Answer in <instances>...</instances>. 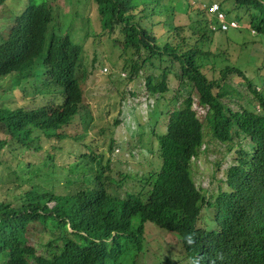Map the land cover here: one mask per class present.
<instances>
[{
  "label": "trees",
  "instance_id": "trees-1",
  "mask_svg": "<svg viewBox=\"0 0 264 264\" xmlns=\"http://www.w3.org/2000/svg\"><path fill=\"white\" fill-rule=\"evenodd\" d=\"M89 1L91 7L88 14L92 13V17L95 16L96 28H100L102 34L106 32L110 37L115 31L120 34L113 43L119 44L121 54L116 65L120 67L119 72L125 73L129 78L126 84L144 80L149 92L158 94L157 100H163L169 94V77L178 70L182 71L184 82L181 86L185 90L179 88L167 105L170 108L183 99L180 112L176 113L169 123V128L172 127L175 133L171 138L177 144L173 152L175 158L167 161L164 168L167 176L159 175L156 181L159 202L143 204L139 197L133 195H129L125 202L110 198L104 203L103 210L99 209L98 213L93 207L82 203L84 211L80 219L75 212L76 201L73 197L60 198L58 194L37 188L28 181H19L17 185L20 193L6 196V200L0 202V264H99V255H107L106 259L112 264H132L135 256L143 250L144 243V240H141V231L131 227L130 216L133 214L166 229H169L167 225H175L190 235L195 231L200 240L197 245L188 247L191 264H246L241 261L246 256V250L241 246L245 225L231 222L226 217V212L246 200L257 201L263 194L264 170L261 167L263 162L254 164L246 170L239 167L225 171L227 178V181L223 182L225 186L219 188V194L210 195L216 197L215 202H208L210 207L215 208L216 218L213 225L202 229L197 228V214L205 198L195 192L189 184L181 183L184 189L182 191V188L174 186L175 181L169 182L174 174L181 170L180 158H186L198 142L195 136L203 135V125L197 120V114L192 109L195 91L200 95L201 104H210L213 99L218 101L220 97H231V83L249 80L245 77L242 67L235 64L237 58L235 62L230 58L229 51L233 53L234 49L240 51L238 43L222 51H204L202 49L204 43L197 39L193 40L201 37V32H204L202 26L204 9L200 6L198 8L190 6L187 0L171 1L170 6L168 5L169 16L166 19L159 18L157 21L151 20L150 14L146 15V6H150L154 14L160 13L159 4H162V0H122L124 2L121 6L117 5L116 0ZM234 1L237 8L245 9L250 15L251 27L263 37L264 0ZM44 3H39L38 16L27 14L22 16L21 21L16 22L12 30L11 27L8 29L11 32L7 33V37L0 38V78L15 73L14 82L18 85L22 82L20 74L32 77L35 75L30 59L15 57V45L25 50L29 48L36 57L48 56L49 65L52 66L50 71L52 83L61 82L68 70L74 71L77 64L81 63L82 48L71 35L72 25L69 23V36H66L65 32L56 33L54 28L50 32L48 26L53 18L62 21L65 13L58 16L55 14L52 18ZM69 19L73 23L74 16ZM148 19L153 21L152 33L143 24V21ZM160 27L168 28V32L163 34L164 37H161L158 30ZM45 34H50L49 38L48 36L45 38ZM170 35L178 38L174 44L169 39ZM253 50L257 57L259 54L264 57V52L257 48ZM237 53L239 52L235 54ZM211 54L217 57L213 61H205ZM171 57L174 61L168 60ZM221 57H224L223 62L226 65L217 69L219 64L216 59ZM249 60L257 65V58L251 55ZM204 68L214 73L220 70L218 79H206L202 71ZM148 70L152 73L145 77ZM156 71H160L159 74ZM253 75L258 81L264 82V73L261 77L257 73ZM51 82L48 80L43 82V88L38 96L42 100L47 98L48 102L38 108L36 107L41 99H27L21 94L22 88L0 94V101L9 99L17 101V106H11L10 102L5 105L7 107L0 105V123L6 125L3 133H0V160L4 156H13V150L9 148H13L11 143L16 139L26 147L35 149L37 139L42 133L50 140H60L64 137L58 131L67 126L68 121L69 131L74 128L72 121L79 113V105L77 102L68 101L62 110L58 107H49V103L54 102ZM217 90L219 93L215 96ZM253 92L255 93V90ZM263 102L264 100L261 102L262 105ZM249 113L235 114L231 121L220 109L216 118L209 119L207 125L219 135L223 143L234 142L235 138L244 135L252 137L260 133L261 128L264 130V118L256 116L254 112ZM160 118L163 119L162 114ZM236 126L239 128H234ZM181 131H184L183 136ZM36 133L37 139L33 142ZM254 141L258 142L256 139ZM259 141L261 145L264 144V133L259 135ZM86 146L91 151L92 148ZM71 155L73 153L69 151V156ZM19 166L24 167L21 162ZM260 178L262 182L259 181ZM49 187H53V181ZM51 200L56 202L55 207L50 206ZM222 212L225 214H221ZM49 218L53 219L54 227L46 226V220ZM69 225L72 232L68 230ZM40 233V236L48 238L46 246L37 239ZM28 235L35 241L31 246L22 239L24 237L27 240ZM39 248L44 249L42 254L37 252Z\"/></svg>",
  "mask_w": 264,
  "mask_h": 264
},
{
  "label": "clouds",
  "instance_id": "clouds-1",
  "mask_svg": "<svg viewBox=\"0 0 264 264\" xmlns=\"http://www.w3.org/2000/svg\"><path fill=\"white\" fill-rule=\"evenodd\" d=\"M45 1L46 2L44 3V0H22L21 8L15 11L13 10L7 11L2 18V21L3 20L6 21L2 22L3 29H0V38H6L7 33L9 34L11 32L8 29L11 27L12 30L16 22L21 21L22 16L26 14L38 16L39 3L45 4L46 10L50 11L51 16L53 18V16H55L56 13L50 8L48 4V0ZM171 1L174 0H162V4H159L160 13L157 14H154L150 6H146L147 8V11L145 12L146 15L149 16L150 14L151 15L150 17H153L155 15H160L161 13H166L169 16L168 5L170 6ZM180 1L181 0H178V2ZM11 2L12 0H0V5L3 6L5 9H7V6L11 4ZM122 2L124 1L116 0L118 6H121ZM187 2L192 7L198 8V6H200L202 9H204V15L202 18L203 19L202 26L204 32H201L203 36L201 35V37H197L193 39V40L197 39V41H202V43H204L202 45V49L204 51L214 52L216 50H220V51L226 50L227 48H229L230 46H232L237 42L236 40L232 39L229 36V34L231 32L241 33L243 31L241 30L242 19L239 17L232 16L230 14L231 10L229 9L225 10L223 8V5L220 3L221 0L220 2L216 0H187ZM237 9L239 10L240 8ZM66 13H69V11L65 12V14ZM55 21H59V20L53 18L52 22L48 26L49 27L52 26L53 29V24ZM69 23L73 27V31L71 33L76 32V30H74L73 23H71L70 19H69ZM52 29L50 27V32ZM95 30H98L97 33L98 35H96L95 33L96 37L102 34L100 28H97ZM103 34L107 35L110 39L112 38L106 32ZM47 36L49 38L50 34H45V38ZM74 36L75 34L73 35V37ZM227 39H229L228 42L224 41ZM76 43L82 48L81 63L77 64V67L75 68L74 71L68 70V72H66V74L63 75L61 82H54V83L51 82L50 71L52 69V66L49 65L50 60H48V56L44 57L40 55L36 57L33 54L32 50H30L29 48L25 50L18 45L14 46L15 57L22 59H30V63H33L35 75L34 77H32L29 75L22 76L20 74V77L22 78L21 80L22 82L19 83L18 85L15 84L14 82L16 78L15 73L0 78V81L4 79L10 81L6 83L4 87L0 85V87L3 88V92L1 94H7L6 92L10 90L18 91L21 88L23 90V86L25 85L23 83L25 81H28L29 83L31 82L34 83L35 92L33 94H26L24 93V91H22L24 96L27 99H31V98L34 100L41 99L38 95L43 87L38 88L37 83L39 80L46 78L43 82L48 80L53 84L52 86H50V88L52 94L54 95L53 97L54 102L49 103V107H54V108L58 107L59 110H62V107L66 102L73 101L78 103L79 113L72 121V124L74 125L73 129L69 131V121H68L67 122L68 125L58 131L59 134L63 135L64 137L63 139L50 140L43 133L37 139L38 133H36L33 137V142L36 141L37 139L35 149H30L26 147L16 139L14 141L15 142L14 145L23 147L25 151L24 153H32V155L25 156L24 153L18 154L16 152V156H13V158L17 159L16 168L14 170L12 169V167H8V168L11 169L12 172L16 175L18 182L28 181L34 186H37V188L43 189L48 192H52L53 194H58L57 196L60 198L73 197L76 201L75 212L78 215V219H80L81 215L83 214L84 211L83 204L93 207L95 211L98 213L99 209L103 210L104 203L110 198H115L118 199V201L125 202L128 200L129 195H133L135 197H139L143 204L145 203L153 204L154 202L155 203L159 202V200H157L156 181L160 177L159 175H165L164 168L167 164V161L175 158L173 157V152L177 145L176 141L171 138L172 134L175 133L172 127L169 128V123L172 121L171 119H173V116L176 115V113L180 112L181 110L180 106L182 104L183 99L175 103L170 108L167 105H168V101L171 100L172 97H174V93L179 88L180 89L183 88L181 86V83L184 82V79L182 77V71L178 73V80H179L178 85L176 84L175 80H168L169 94H167L163 100H157L159 95L152 94L149 92L144 80H141L140 82L135 81L126 84L127 81H129V78L126 76V74L123 72H119L120 70H117L116 72V79H115L117 81L116 85L118 86V90L122 99L126 97L125 90L128 85H132V87L128 90L127 97L131 96L136 91L138 92H141L142 90L147 91L146 95L142 94L140 99L136 100L135 103L134 102L131 103L132 107L129 114L130 120L132 121L133 124L136 125V129L134 132L136 133L146 132L147 136L151 138L150 147L147 151L148 152L146 159L147 162L141 164L142 173L141 175H134L129 172H124L120 170L118 165H116L112 161L110 156H108L106 162L102 164L101 161L104 158V155L102 152L98 151L99 148L98 143L93 141L88 142L86 140L87 136L89 135V128L87 127V124L89 120L90 123H92V119H93L91 113L85 109L86 107L89 106L85 105L87 103V100L84 99L85 86L89 82L90 75L85 66L86 60H84V54H85L84 46L83 44L81 45L78 41H76ZM113 44L116 45V43ZM117 45L119 46V44ZM215 57H217L215 56V54H211L208 58L206 57L205 61L208 62L213 61ZM100 58H101L100 56L99 58H96L98 63L100 62ZM168 60L174 61L172 57L168 58ZM224 60L225 59L223 57V61ZM103 64L104 62L102 61L100 65ZM106 71L107 68L104 69V72ZM202 71L204 73V76L208 80H212V79L215 80L218 79L219 77V74H217V72L216 73L210 72L211 70L208 71L205 68L202 69ZM110 77L112 78L113 76L111 75ZM252 78H254L255 82L257 83H252L250 79L247 80L246 83L249 85V88L251 89L252 92L255 90V93L254 92L253 93L259 97L258 100L254 102L248 100L246 97L238 93L237 90L233 87V83L230 84L231 85L230 91L232 92L231 97H220L218 98V101L213 99L210 104H204V105L201 104L199 99L200 95L197 91H195V94L193 96L194 101H193L192 109L197 114V120L200 122V124L203 125V135H201V137L195 136L198 138V142L194 145L192 152H190L186 158H180L179 165L182 166L181 170L178 173L174 174V176L172 177L171 180H169V182L171 183V181H175L176 184L174 186L180 188H182L181 183L189 184L192 186V189L195 192H198L205 198V201L201 205L200 211L197 214L198 215L197 228L202 229L208 227L210 224L213 225L214 220L216 218V210L214 207H210L208 205V202L211 203L215 202L216 197L213 198L210 195L212 193H218L219 188L225 186L223 182L227 181V178L225 177V171L227 169L240 167L246 170L254 164L263 162L261 167L264 170V144L261 145V142L259 141V135L264 133L263 128L260 129L259 131L260 133L256 135H252V137L244 135L241 138L238 139L235 138L234 139L235 141L233 140L234 142L229 141L227 143H223L221 142L222 140L219 139V135H217V133L211 130L207 125L209 119L214 120L216 118V114L220 109L229 119H231V121H233V116L235 114H242V113L250 114L249 112H254L256 116L264 118V102L263 105L261 103L264 100V82L258 80L256 81V77H252ZM142 82L145 83V86L141 85ZM173 83H175L176 85H173ZM234 83L238 85L243 84L242 81H238ZM112 84L115 85V82H112ZM218 93L219 90H217L214 93V95L217 96ZM170 94H172L171 98H169ZM236 97L239 100H245L250 108L243 106H239L238 109L232 108L231 105L236 104L234 100ZM195 99L198 100V107L204 113L203 121L200 120L198 112L194 110ZM15 102H16L15 105L17 106V101ZM47 102H48L47 98L43 100L41 99L40 104L36 108L45 105V103ZM134 110L135 112L141 113L140 117L134 116L133 113ZM161 114L163 115V119L160 118ZM116 123L117 125L120 124V122H116ZM1 125L2 123H0V129H1L0 133H3L2 130L5 128L6 125L3 124L4 128H2ZM234 128H239V127L236 126ZM129 133L123 132L121 134L124 135L125 140H119L118 138L113 137L115 133H111L113 134V136L110 138L109 150H111L113 146H116L120 142H127L126 138L130 137ZM181 134L183 136L184 131H181ZM101 135L103 134L101 133ZM197 135H199V133ZM1 136L4 137L5 135L1 134ZM254 139H256L258 142L254 141ZM65 140H69L70 143L69 147L67 148H63L60 146V143L64 142ZM73 142H77V144H74ZM207 142L216 144L218 146H223V145L227 146L223 158L216 159L215 161L217 168L213 173L212 182H217L218 185L216 189L200 188L197 186L196 182L194 181V177H196V172H197V169H193L195 166V161L200 156H204L205 154L208 153L207 150H204ZM155 143L156 145H153ZM80 144L84 146L86 151L84 153L78 154L76 147ZM86 145H89L92 148L91 151ZM69 151L72 152L73 155L69 156ZM12 152L14 153V151ZM41 152L43 153L40 154ZM227 154H229V156H233L232 163L227 169L221 172L219 166L226 159ZM10 158L11 157H9L6 160H10ZM34 159L39 160V162H45L44 165L46 167H49L51 164V166L55 169V171L57 170L62 171L67 166L69 167L74 166L75 168L81 169L84 172L85 176L82 178L83 173L76 174L77 173L76 171L72 172L73 175H69L70 174L69 172H71L72 169L68 167V174L63 175L60 178V181L61 180L65 181V185L63 187V190L59 192V190L55 188L54 184H61V182L44 179L41 180L43 182V184L41 185L37 182L36 178L33 177L32 161ZM58 161L60 162V164L57 163ZM20 162L23 164L24 167L19 166ZM6 163L7 162L5 160L4 161L0 160V166L5 165ZM220 172L223 177L222 179L218 178V174ZM91 173H93V178L87 181L86 179L90 176ZM129 180L133 181V183L131 184ZM52 181H53V187H49ZM259 181L262 182V179L260 178ZM262 184H264V181L262 182ZM226 189L227 187L225 188V190ZM182 191H184L183 188ZM6 196H14V195L8 193L2 195V197H0V202L6 200L5 199ZM51 201L52 202L50 203V206L55 207L56 202L53 200ZM228 213L229 215H227ZM221 214H225V212H222ZM139 216L140 215H134V214L130 216L131 227L137 231H141V240H144L143 250L139 252L138 256H135L134 260L132 261V264H139L140 260H138V258L141 256L142 253L145 254L147 252L146 227L148 225L150 227L151 226L154 227L153 229H155L158 234L164 233V234L174 235L182 246L187 264H191L190 261L191 258L189 257L188 254V247L197 245L200 240L197 234L195 233V231L192 233V235H190L184 229L178 228L175 225L172 226L167 225L169 229H166L159 226L157 223L153 221L142 220L139 218ZM226 217L235 224L245 225V231L242 233L241 246L244 250H246V256L241 260L242 263L245 262L246 264H264V192L257 201L246 200L243 203L234 206L228 212H226ZM49 219H47L46 222H48ZM148 223H153L156 227ZM68 230L69 232H72V227L70 225L68 226ZM163 249L165 252L170 253V249H167L166 247H164ZM99 256H100L99 264H112L110 261L106 259L107 255L105 256L99 255Z\"/></svg>",
  "mask_w": 264,
  "mask_h": 264
},
{
  "label": "rangeland",
  "instance_id": "rangeland-1",
  "mask_svg": "<svg viewBox=\"0 0 264 264\" xmlns=\"http://www.w3.org/2000/svg\"><path fill=\"white\" fill-rule=\"evenodd\" d=\"M219 1L220 0H216ZM234 0H221V4L223 5V8L229 9L230 14L234 17H239L242 19L241 23V30L240 32H231L229 36L236 40L238 42V45L240 47V51L238 49H234V52H239L237 54L233 53L232 51H229L230 58L235 62V58H237L235 64H239L244 73L245 76L251 80L252 83L255 82V79L253 74L257 73L259 77L262 76L264 73V57L262 54H259L258 57L256 53L254 52V48H257L259 51L264 52V36L261 37L257 30L252 28L250 25V15L246 13L245 9H237L236 4ZM48 4L50 8L55 11L56 15L64 14L63 20L61 21H55L53 24V30L58 32H65L66 36H69V17L74 16L73 26L74 30L76 32L71 33V35H74V38L76 41H78L81 45L83 44L85 54H84V60H86V68L89 72V82L85 86V94L84 99L87 100V103L85 105L89 106L85 109L91 113L93 116L92 123H90V120L87 124V127L89 128V135L87 136L86 140L93 141L98 143V151L102 152L104 155V158L102 159V164L106 162V159L108 156L112 159V161L118 165L119 169L124 172H129L134 175H141L142 173V163L147 162V154L148 149L150 147L151 138L147 136L146 132H134L136 129V125L132 123L130 120V111H131V103L136 102V100L140 99L142 94L146 95L147 91L142 90L141 92L136 91L131 96H128V90L132 87V85H128L126 87V97L122 99L118 86L116 85V72L120 69L118 65H116L117 60L119 58L120 49L119 46L116 44L114 45L112 40H115L120 36V34L115 31L114 35L110 39L107 35L101 34L98 35V30L95 26V16L92 17L91 14H87V11L90 10L91 2L89 0H48ZM93 9L94 10V4ZM22 6V0H12L11 4L7 6V9H5L3 6L0 5V25L2 24V18L3 15L7 11H15ZM96 15V14H95ZM168 15L166 13H161L160 15H155L151 17V20H158L166 19ZM148 19L146 22L144 21L145 28L152 33L153 28L152 24L153 21ZM249 21V22H248ZM52 29V26H50ZM80 28V29H79ZM3 29V28H1ZM161 32V37H164L163 34H166L168 32V28L162 29L161 27L158 29ZM97 31V32H96ZM154 32V31H153ZM96 33V35H95ZM60 34V33H59ZM169 39L174 44L178 38L175 39L172 35L169 36ZM226 42L229 41V39L224 40ZM260 53V52H257ZM251 55L254 58H257V65L252 63L249 59L251 58ZM100 58V62L98 63L96 58ZM104 62L103 65H100ZM216 61L218 62L217 69H221L226 65L225 62H223V57L217 58ZM225 61V60H224ZM176 65L177 62L175 61ZM233 64V62H232ZM169 65V64H168ZM96 68H92V67ZM103 67V68H102ZM166 66H162V68H165ZM107 68V71L104 72V69ZM212 71V70H211ZM160 71H156L157 74H159ZM180 70L177 71V74H173L169 77V80H175L176 84H179L178 80V73ZM152 71L148 70L145 74V77L149 74H151ZM143 74V71L141 72V75ZM217 74H220V70H217ZM113 76L112 78L110 76ZM46 78H43L42 80H39L37 83L38 88L43 87V81ZM242 80V78H241ZM258 78L256 79V81ZM10 82L7 79H4L0 81V85L2 87L5 86L6 83ZM112 82H115V85L112 84ZM23 84V91L26 94H33L35 92V85L33 82L29 83L28 81H25ZM140 84V83H138ZM173 83V85H176ZM260 84V83H259ZM258 84V85H259ZM142 86H145V83H141ZM233 87L237 90L238 93H240L242 96L246 97L248 100L251 101H257L258 96H256L251 89L249 88V85L243 81L242 85H238L233 83ZM39 90V89H38ZM3 92V88L0 87V94ZM21 94H23L21 92ZM24 95V94H23ZM172 97V94L169 95V98ZM127 98V99H126ZM126 99V100H125ZM236 104H232V108L238 109L239 106L247 107L248 104L245 100H239L237 97L234 99ZM11 103L10 105L13 106L16 104L15 100L9 99V100H2L0 101V105H6L8 103ZM228 103V101H227ZM194 110L198 112V115L200 117V120H204V113L203 111L198 107V100L195 99V105ZM132 113V112H131ZM134 116L140 117V112L133 111ZM116 122H120L119 125H117ZM2 128H4V125H1ZM123 132L129 133L130 137H127V142H120L117 145L120 146H113L111 150H109V142L110 138L113 136L111 133H115L113 137L118 138L119 140H125L124 135H121ZM101 133L103 135H101ZM135 135V136H133ZM217 142V141H215ZM219 143V142H217ZM15 142H12V145H14ZM70 143L69 140H65L64 142L60 143V146L63 148L69 147ZM153 145H156L153 144ZM13 148H9L14 151L12 153L13 156H16V152L18 154H23L25 151L23 147L14 145ZM101 147V148H100ZM77 153H84L86 149L82 144L78 145L77 147ZM227 149V146H218L213 143L206 144V147L204 150H207L208 153L204 156H200L195 161V166L193 169H197L196 177H194V181L196 182L197 186L200 188L205 189H216L217 188V182H212L213 179V173L215 172L216 167V159H221L224 156V152ZM41 152L40 154H42ZM25 156H31L32 153H24ZM119 155V156H118ZM130 155V156H129ZM11 156L10 160L8 159L10 156H4L2 161H6L7 163L5 165L0 166V197L2 195L13 194L17 195L20 193V189L17 185L18 180L16 178V175L12 172L11 169L8 167H12L14 170L16 168V162L17 159L13 158ZM21 156V155H20ZM129 157V158H128ZM232 157L227 154L226 159L220 164V170L221 172L225 169H227L231 163H232ZM33 167H32V173L33 177L36 178L37 182L39 184H43L41 180L49 179L54 180L56 182H61V184H54L55 188L61 192L63 190V187L65 185V181L61 180L60 178L68 174V167H65L62 171L57 170L51 166L46 167L44 165L45 162H39V160L34 159L33 161ZM60 164V162H57ZM213 167V169H212ZM72 169L71 172H69V175H73V171H76L78 173H83L82 178L85 176L84 172L79 169L75 168L74 166L69 167ZM221 172L218 174V178L222 179ZM75 175V174H74ZM93 178V173L90 174V176L86 179L87 181ZM129 182L132 184L133 181L129 180ZM59 186V187H58ZM125 187V186H124ZM151 225H154L153 223H148ZM47 226L54 227L55 224L53 223L52 219H49L47 222ZM155 226V225H154ZM156 227V226H155ZM154 227H150L149 225L146 227V238H147V252L144 254L142 253L141 256L138 258L140 260L139 264H187L185 260V254L183 253L182 246L178 239L172 235V234H158ZM35 230V227L33 228ZM41 233L37 236V239L41 242L43 246H46V242L48 238L44 236H40ZM23 240L26 241V244L28 246H31L35 243L33 237L28 235V239L26 240L24 237H22ZM164 247L167 249H170V253L164 251ZM38 253L42 254L44 252V249L39 248ZM167 256V257H166Z\"/></svg>",
  "mask_w": 264,
  "mask_h": 264
}]
</instances>
